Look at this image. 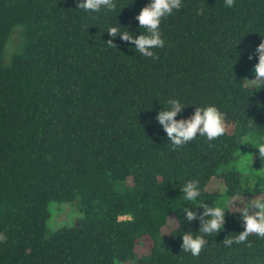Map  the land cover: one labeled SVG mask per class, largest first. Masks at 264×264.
Listing matches in <instances>:
<instances>
[{"label": "trees", "instance_id": "1", "mask_svg": "<svg viewBox=\"0 0 264 264\" xmlns=\"http://www.w3.org/2000/svg\"><path fill=\"white\" fill-rule=\"evenodd\" d=\"M263 63L264 0H0V264H264L211 189L241 193Z\"/></svg>", "mask_w": 264, "mask_h": 264}, {"label": "rangeland", "instance_id": "2", "mask_svg": "<svg viewBox=\"0 0 264 264\" xmlns=\"http://www.w3.org/2000/svg\"><path fill=\"white\" fill-rule=\"evenodd\" d=\"M19 29H15L7 43L6 53L9 58L19 47ZM264 64V63H263ZM254 64L251 70L256 69ZM226 170L238 173L241 182V193H228L226 183L218 185L214 181L211 189L219 188L215 205L223 209L239 211L255 225L264 227V125L261 129L252 127L242 135V144L233 158L225 166ZM213 187V188H212ZM50 217L46 221V235L64 225L84 217L79 199L72 202L52 201L49 203ZM127 264H135L129 262Z\"/></svg>", "mask_w": 264, "mask_h": 264}]
</instances>
